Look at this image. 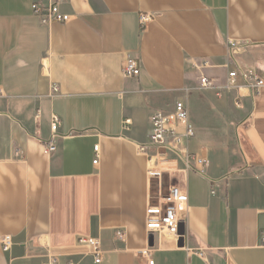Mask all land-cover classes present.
I'll list each match as a JSON object with an SVG mask.
<instances>
[{"label":"crops","instance_id":"crops-1","mask_svg":"<svg viewBox=\"0 0 264 264\" xmlns=\"http://www.w3.org/2000/svg\"><path fill=\"white\" fill-rule=\"evenodd\" d=\"M56 1L71 20L43 26L32 4L47 0H0V264H98L80 236L100 239L99 264H148L145 248L154 264H264V85L254 97L226 87L237 64L264 80V0ZM128 55L138 77L122 73ZM178 100L202 172L147 146L154 112ZM52 113L61 136L46 153ZM171 185L189 198L183 247L145 227L150 199Z\"/></svg>","mask_w":264,"mask_h":264},{"label":"built area","instance_id":"built-area-1","mask_svg":"<svg viewBox=\"0 0 264 264\" xmlns=\"http://www.w3.org/2000/svg\"><path fill=\"white\" fill-rule=\"evenodd\" d=\"M34 14L39 18L43 26H50L54 22L66 23L71 20V15L62 11L59 3L56 0H47V3L42 4L34 2L32 4ZM153 15L143 13L140 15V23L145 26L147 22L152 19ZM234 48H237L236 43L230 42V57L231 61L234 60ZM208 65L207 61H203L202 64H194L197 69L204 68ZM141 72L140 62L137 58L128 55L123 63L122 73L126 78L138 77ZM240 77L242 84H238L237 78ZM200 86L202 88L215 87L214 80L205 74H201L199 77ZM264 85V80L259 74L250 69H243L238 64L234 70L228 73V80L226 87L234 88L238 86H244L249 90L252 97L256 96L261 87ZM53 93L59 92V86H52ZM129 120H126L128 123ZM62 125V118L56 114H51V134L49 138L42 140V145L46 153H52L58 148V140L61 136L60 128ZM195 136V131L190 123V112L187 103L184 100H178L174 104L171 111L157 110L151 117V131L149 134L148 147L151 148H163L167 152L174 153L185 165V170L201 171L202 168L208 165L206 159L200 158L197 155L188 151L187 143ZM102 148L101 144L94 146L95 158L94 164L99 161V154ZM152 175H155L156 171H150ZM162 187V186H161ZM212 193H215V189H212ZM189 198L187 192L176 186L171 185L166 192L159 190L155 197L150 199L146 207L145 227L149 233H166L179 239L180 225L185 222L189 212L190 206L188 204ZM117 239L123 240L125 237V231L123 229H117L115 231ZM80 244H86L89 246L91 253L94 256L96 263L103 261L104 251L102 250L101 241L97 237L92 236H80L78 238ZM264 242V238H263ZM2 249L9 251L12 248V236L6 234L1 238ZM200 256L204 257L203 251L197 252ZM138 254H141L148 259V264H154L152 256V250L145 248L139 250ZM60 259L55 254H50L48 259L42 264H59ZM26 264V263H22ZM73 264V263H70Z\"/></svg>","mask_w":264,"mask_h":264},{"label":"water","instance_id":"water-1","mask_svg":"<svg viewBox=\"0 0 264 264\" xmlns=\"http://www.w3.org/2000/svg\"><path fill=\"white\" fill-rule=\"evenodd\" d=\"M180 237L178 239V246L183 247L185 245V224L184 222L180 225V231H179Z\"/></svg>","mask_w":264,"mask_h":264},{"label":"rangeland","instance_id":"rangeland-1","mask_svg":"<svg viewBox=\"0 0 264 264\" xmlns=\"http://www.w3.org/2000/svg\"><path fill=\"white\" fill-rule=\"evenodd\" d=\"M164 151V150H163ZM167 191V190H166Z\"/></svg>","mask_w":264,"mask_h":264}]
</instances>
